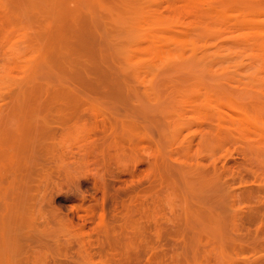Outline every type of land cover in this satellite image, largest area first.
<instances>
[{"label":"rangeland","instance_id":"rangeland-1","mask_svg":"<svg viewBox=\"0 0 264 264\" xmlns=\"http://www.w3.org/2000/svg\"><path fill=\"white\" fill-rule=\"evenodd\" d=\"M0 264H264V0H0Z\"/></svg>","mask_w":264,"mask_h":264}]
</instances>
